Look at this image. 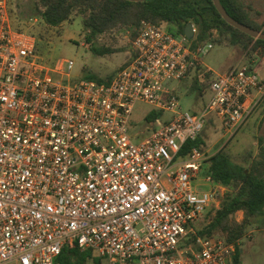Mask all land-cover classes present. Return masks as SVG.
I'll use <instances>...</instances> for the list:
<instances>
[{"label":"built area","instance_id":"obj_1","mask_svg":"<svg viewBox=\"0 0 264 264\" xmlns=\"http://www.w3.org/2000/svg\"><path fill=\"white\" fill-rule=\"evenodd\" d=\"M191 26L189 39L141 21L109 81H73V61L39 56L36 36L14 26L0 0V264H61L74 244L95 253L85 264H231L234 244L195 225L226 192L201 175L212 154L180 149L213 117L226 145L264 96V77L231 67L208 81L198 111L181 110L171 83L207 52L193 46ZM138 101L172 118L134 143Z\"/></svg>","mask_w":264,"mask_h":264},{"label":"trees","instance_id":"obj_2","mask_svg":"<svg viewBox=\"0 0 264 264\" xmlns=\"http://www.w3.org/2000/svg\"><path fill=\"white\" fill-rule=\"evenodd\" d=\"M220 3L238 22L264 32V28L250 17L252 6L246 0H220ZM33 7L38 21L47 28L58 27L79 16L85 41L101 55L121 51L123 47H111L107 42H116V37L128 30L132 40L141 21H148L163 25L175 33H182L187 23L194 24L197 31L193 46L205 42L210 38L211 30L216 29L218 36L213 39L215 42L237 46L247 59L264 57V40L255 39L228 24L217 12L212 0H34ZM12 11L9 4L14 26L30 31L26 27V20L14 18ZM40 39L41 36L36 37L35 46L39 56ZM130 57L131 54L128 60ZM111 76L100 78L88 75L86 79L104 82L109 81ZM196 79L197 75L192 80L191 88L195 87ZM203 83L207 87L206 79ZM217 128L216 121L215 132H219ZM203 130L194 140L185 141L180 155L185 156L191 147L204 150L201 142ZM201 175H209L214 183L223 185L226 192L219 207L208 212L209 220L197 232L200 235L220 236L227 243L234 244L231 264H241L239 242L245 237L253 217L264 209V144L260 141L258 153L248 164L234 163L225 152L224 145L204 161ZM238 212H241L240 219L236 217ZM58 260L61 264H85L87 256L74 244L63 248ZM93 261L96 260L93 258Z\"/></svg>","mask_w":264,"mask_h":264},{"label":"rangeland","instance_id":"obj_3","mask_svg":"<svg viewBox=\"0 0 264 264\" xmlns=\"http://www.w3.org/2000/svg\"><path fill=\"white\" fill-rule=\"evenodd\" d=\"M8 2L13 9L11 12L13 17L18 20H26L27 26L24 24H20V26L28 27L38 38L41 36L42 39L39 40L38 47L39 53L45 61L52 62L56 59L73 61L74 65L69 73L73 81L86 79L88 75L107 78L128 60L132 52L131 37L128 32L116 37V42L106 41L111 47H123L121 51L101 55L85 41L79 16H74L72 20L63 22L58 27L47 28L39 21L30 25L28 18L30 16L37 17L33 7L34 0H8ZM253 4L258 6L260 3L254 1ZM204 43L207 52L200 55V65L181 81L171 83L179 99V107L184 111H198L209 97L207 87L203 85L205 79L209 81L216 73L223 74L231 67L242 65L239 60L243 52L237 46L224 45L208 39L201 42V44ZM260 67L257 72L264 75V63ZM208 69H211L212 73H209ZM195 75H197V82L195 87L191 88ZM171 118V113L161 112L147 103L138 101L130 116L129 135L134 143H139L150 134L152 129L158 127V123L169 121ZM216 121L215 117L211 118L205 124L201 136L203 149L209 154L217 151L222 144L221 133L214 131ZM260 141L264 144V97L243 126L225 145V152L234 163L248 164L251 158L258 153ZM206 187L201 188L205 189ZM236 217L240 219L241 213L238 212ZM207 219H209L208 214L195 222L196 229H200ZM256 227L258 229H255ZM250 230H253V239L247 237ZM239 246L242 264H264V220L250 223ZM84 252L87 261H91L90 259H93L95 253L90 250ZM8 264H16V262Z\"/></svg>","mask_w":264,"mask_h":264},{"label":"crops","instance_id":"obj_4","mask_svg":"<svg viewBox=\"0 0 264 264\" xmlns=\"http://www.w3.org/2000/svg\"><path fill=\"white\" fill-rule=\"evenodd\" d=\"M251 6H252V9L250 11V17L257 23V24H260L262 26V28H264V0H246ZM259 2L260 4L258 6H255L253 4V2ZM242 65L241 66H246V67H253L256 72L259 68H261V64L264 63V57L263 58H251V59H247L245 58L244 54L242 53L241 54V57H240V60ZM258 75H260L261 77H264V75H261L259 74V72H257ZM264 97V96H263ZM262 97V98H263ZM261 98V100H262ZM260 100V101H261ZM259 101V102H260ZM258 102V104H259ZM257 104V105H258ZM203 105V104H202ZM256 105V106H257ZM255 106V108H256ZM202 107V106H201ZM254 108V109H255ZM253 109V110H254ZM253 112V111H252ZM250 116V115H249ZM248 119V118H247ZM246 119V120H247ZM246 122V121H245ZM218 129V128H217ZM241 213V212H240ZM261 220H264V209L259 213L257 214V216L253 217L252 219V222H258V221H261ZM255 229H258V227H256ZM247 237H249V239H253L254 237V234H253V230H250L247 234ZM242 242V240L239 242V244ZM240 247V246H239ZM240 261H241V251H240ZM241 264H242V261H241Z\"/></svg>","mask_w":264,"mask_h":264},{"label":"water","instance_id":"obj_5","mask_svg":"<svg viewBox=\"0 0 264 264\" xmlns=\"http://www.w3.org/2000/svg\"><path fill=\"white\" fill-rule=\"evenodd\" d=\"M132 2L144 1V0H129ZM217 12L221 15V17L231 26L237 28L238 30L250 35L255 39H263L264 40V32L262 30H258L252 28L246 24L238 22L232 16H230L224 7L221 5L220 0H212ZM187 38L193 37L192 26L191 23H187L182 32Z\"/></svg>","mask_w":264,"mask_h":264}]
</instances>
